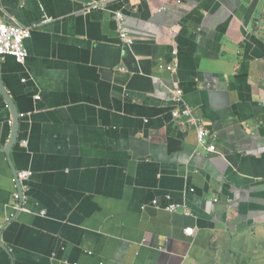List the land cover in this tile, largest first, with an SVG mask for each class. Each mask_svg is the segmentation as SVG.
Here are the masks:
<instances>
[{"label": "crops", "instance_id": "crops-1", "mask_svg": "<svg viewBox=\"0 0 264 264\" xmlns=\"http://www.w3.org/2000/svg\"><path fill=\"white\" fill-rule=\"evenodd\" d=\"M0 23L33 30L0 59L26 118L0 264H264V0H0ZM11 119L0 92V148Z\"/></svg>", "mask_w": 264, "mask_h": 264}, {"label": "built area", "instance_id": "built-area-1", "mask_svg": "<svg viewBox=\"0 0 264 264\" xmlns=\"http://www.w3.org/2000/svg\"><path fill=\"white\" fill-rule=\"evenodd\" d=\"M48 22V20L46 21ZM117 22L119 26V32L121 39L128 45H133L134 41L130 35V32L124 28V16L122 13H117ZM32 29L19 27L15 25H10L7 23L0 24V56H11L16 59L20 64L26 62L28 57V51L26 42L31 38ZM176 55V53H174ZM174 66L170 65L167 70L173 71ZM183 93L181 90L174 92V99L177 103H182ZM192 111L188 107H183L181 110L174 112V117L179 118L182 116H191ZM24 117V115H21ZM10 126L13 125V121H9ZM198 142L202 145L208 144V139L210 138V133L207 129L203 127L198 128ZM208 150L210 152H216L215 144H208ZM33 176L32 171H21L13 178V185L15 187V198L21 199L22 195L20 190L22 188L23 182L28 181ZM177 206L170 205V210L176 209ZM18 208H21L18 206ZM193 229L186 230L188 235L194 234Z\"/></svg>", "mask_w": 264, "mask_h": 264}, {"label": "water", "instance_id": "water-1", "mask_svg": "<svg viewBox=\"0 0 264 264\" xmlns=\"http://www.w3.org/2000/svg\"><path fill=\"white\" fill-rule=\"evenodd\" d=\"M10 25H15V24H10ZM3 57H5V56H3ZM3 57L0 56V59L3 58ZM0 69H1V62H0ZM1 82L2 81H1V72H0V92L2 94V97L5 99V101L7 102L8 106H9V108L11 110V116H12L11 121H13V125L11 126V133H10L9 140H8V142H7V144L5 145L4 148H0V151L6 153L7 155H11V153L16 151L18 145H20V143L23 141L24 137H22V132L23 131L21 129L23 127L22 126L23 120H25L26 118L24 119V117L21 116L20 110L18 109L17 104L14 103V101L6 93V91L3 90ZM17 173L18 172L15 171V176L17 175ZM22 189H23V185H22V188L20 190V193L22 195L21 200L24 201V199H23L24 196H23ZM21 207H22V205H21Z\"/></svg>", "mask_w": 264, "mask_h": 264}]
</instances>
